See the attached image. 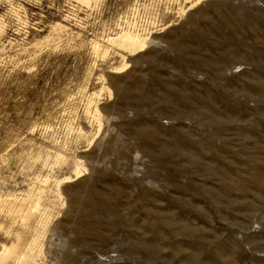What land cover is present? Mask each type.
<instances>
[{
  "label": "rangeland",
  "instance_id": "374dc122",
  "mask_svg": "<svg viewBox=\"0 0 264 264\" xmlns=\"http://www.w3.org/2000/svg\"><path fill=\"white\" fill-rule=\"evenodd\" d=\"M182 7L190 6L183 0H100L92 8L75 0H0L5 24L0 36V253L25 234L12 202L29 201L50 180L54 185L43 202L48 215L37 220L46 223L44 264H69L67 254L83 250L85 242L91 247L83 250L80 264H205L191 255H216V236L222 243L235 241V264H264V249L252 247L264 244V51L262 60L249 59L225 72L245 86L247 98L242 110L231 113L228 132L213 138L211 129H195L187 119L162 118L160 133L138 138L134 131L142 126L126 124L137 123L140 112H147L145 95L154 105L149 117L166 98L175 99L169 85L180 91V81L193 77L191 89L207 86L208 71L197 59L210 48L201 45L221 42L225 52L235 48L238 35L227 26L230 22H248L243 30L248 52L254 54V41L261 47L264 0H206L186 17L179 15ZM135 8L138 23L158 39L129 59L124 74L115 75L122 61L117 50L103 60L92 42L117 36L119 20ZM15 11L21 12V26ZM160 22L161 31L171 27L161 32ZM226 22L221 32L213 27ZM58 23L66 29L54 31ZM209 54L218 57L216 50ZM255 80L261 84L254 85ZM239 86L234 89L241 91ZM93 93L101 95L100 133L96 123L90 126L88 98ZM235 101L231 95L230 105ZM81 130L87 140L81 139ZM180 131L185 136L179 137ZM226 150L225 167L213 156L221 159ZM75 158L85 176L63 183L58 194V182L75 179ZM203 164L228 171V191L210 179ZM118 188L122 198L116 196ZM214 197L224 198L229 209L224 219ZM134 219L140 223L125 225ZM201 230L211 234L209 243L200 239ZM135 231L148 241L134 239ZM146 245L163 257L146 256L141 249Z\"/></svg>",
  "mask_w": 264,
  "mask_h": 264
},
{
  "label": "bare ground",
  "instance_id": "6f19581e",
  "mask_svg": "<svg viewBox=\"0 0 264 264\" xmlns=\"http://www.w3.org/2000/svg\"><path fill=\"white\" fill-rule=\"evenodd\" d=\"M8 2H12L13 0H7ZM82 5L92 8L93 5H97L100 0H75ZM178 1V0H177ZM185 2V5H189V9L180 8L179 15L180 17H186L188 13L198 6H200L203 2L206 0H183ZM21 9V6L19 7ZM137 8H135L136 10ZM18 22L21 26V12L15 11ZM239 25H233V22H230L227 25V22L225 24H213V27L217 32H221L223 25L229 26L230 30L234 33H237L238 38L235 39L236 45L235 48H228L225 52L223 48H221V42L219 43H211L210 41H205L201 45L204 47H209L210 50L204 49V52H200V55L197 59V62L201 68L208 71L209 79L207 81V86L204 88H200L199 90L191 89V83L193 81V77H190V80L180 81L179 87L180 91H173L171 90V86H168V93L172 94V98H175L173 100H169L166 98L163 102L160 103V105L156 108L154 113L147 116L151 110L153 105L152 98L148 95H145L144 100L142 101L147 108V112H140V115L142 117L139 119L137 123L134 124L132 120H127L126 124L130 127L133 125L136 126H142V128H139L137 131H134L136 134V137L138 138H144L147 136V138L154 136V133H160L159 128V121L162 118H168V119H179V120H189L192 124V127L195 129L201 127L202 129H211V135L214 137H217L221 132H228L229 127L232 123V112L242 110L245 107L246 104V91L245 86H239L238 81H236L233 78H227L225 75V72L228 68L232 67L234 70L238 68V66H242V64L245 63L246 60L257 58L259 60H262V51H264V40L257 41L258 44L261 45V47L257 46L256 42H253V45L256 46L254 50V54H251L248 52L249 46L247 43L246 34L243 33V30H245V27H247L248 22L246 24V21L241 20L239 22ZM171 26L166 27L161 32H165L168 30ZM57 29L64 30L66 29V26L62 25L61 23H58L54 31ZM255 32H258V30L252 29ZM239 31V32H238ZM20 32V30L18 31ZM231 32V34H232ZM5 33V24L4 19L0 17V36ZM153 32H136V31H129L124 32L122 34H119L117 36L109 38L107 41H104L105 43H100L98 41H93V49L95 52V55L97 58L106 60L108 59L112 54L111 52L113 50H117L116 55L120 56L121 58V65L119 67L114 68L112 74L115 75H122L124 74L129 68V59L133 57H138L142 54H144L147 50H149L150 46L157 41V37H154ZM208 38L210 39V35L207 34ZM204 41L205 39H201ZM254 40V39H253ZM3 50H6V47L3 48ZM218 51V57L213 58L212 54H209L210 51ZM221 52V53H220ZM264 63V62H263ZM238 65V66H237ZM236 66V67H235ZM254 85L261 84L260 81H254ZM264 86V83L261 84ZM240 87L242 90L238 91L235 90L234 87ZM202 90V91H201ZM201 91V92H200ZM200 93V95L198 94ZM264 93V92H263ZM231 95L235 96L236 101L235 105L231 106L229 103V99L231 98ZM259 95V94H258ZM101 97L100 94L93 93L88 98V113L90 116V119H92L91 127H94V124L96 123L98 133H100L104 127L103 124V113L102 110L99 108L97 99ZM151 98V99H150ZM261 99V98H260ZM262 100V99H261ZM140 103L138 105V108H141L142 105ZM120 117L125 118V115L121 114ZM158 123V124H157ZM152 124V125H149ZM155 124V125H153ZM124 127H120V131L122 132ZM183 131L179 132V137L185 136ZM81 139L87 140V133L81 130L80 132ZM95 136V135H93ZM192 136L191 134H188L186 137ZM94 138V137H93ZM95 140V139H94ZM93 140V142H94ZM92 143H90L91 145ZM177 149H180V145L176 146ZM129 148H123L122 154L124 156L127 155V151ZM185 151V150H182ZM118 152H120L118 150ZM116 154V153H115ZM214 160L216 161H222L224 162V166H228V160H227V150L225 153L221 155V159L219 156H213ZM212 157V158H213ZM60 159H63V157L60 155ZM203 161V160H202ZM200 160L197 161V164L199 166ZM74 170L73 175L75 179L68 177L64 179L63 181H60L56 185V190L59 194L60 192V186L65 184H70L75 181H78L82 179L84 175V170L81 165V163L75 158V161L73 163ZM209 169L208 170V167ZM205 165L203 164V168L206 169L208 172L210 171V179H214L216 183H218L221 186V189L225 192L229 190V184L227 181L228 178V171L225 169V171H219L217 166H211V165ZM259 177V176H258ZM53 182L50 180H46L44 182L43 188H41L35 196H30L29 201H23L19 202L18 200L12 202L13 204V210L15 211V218H21V221L23 223V226L25 227V234H21V237L18 238L17 243L13 244L10 247H4L2 253H0V264H44L45 257L43 253V237H44V227L46 223L44 221L38 222L39 216L42 214L43 216L47 217V213L45 210V207H43V202L45 200V196L48 193L50 188H53ZM123 195L122 189L118 188L116 191V196L120 198ZM105 197V196H104ZM122 198V197H121ZM216 199L217 204L219 205L217 209L219 210V214L223 216V219L229 215V209L224 205V198L223 197H214ZM204 211H202L201 214H203ZM204 217H206L205 214H203ZM38 222V223H37ZM133 223V224H132ZM140 221L138 219L129 220L126 221V224H136L138 225ZM179 224V223H177ZM188 229L185 228L184 232H188ZM160 237L163 236V233L159 234ZM159 236H156V239H161ZM133 238L136 240H142V241H148L146 236H144L142 233L135 231ZM211 238V234L208 233L205 230H201L200 239L204 243H209ZM221 237H217L214 241V243L217 244L216 247V255L208 254L207 258H203L202 254L197 255H191L192 260L195 262L205 261V264H235L234 257L235 253L232 248L233 244L236 245L235 241L231 238H229L225 242H220ZM232 243V244H230ZM136 243L134 246H127V249L125 250L126 253H131L133 248H136ZM83 250L87 251L91 247L90 243L85 242L84 243ZM255 249H264L263 243H253L252 245ZM123 249V247H119V250ZM144 254L148 257L160 259L163 257V255L153 248L150 245H146L145 247L141 248ZM81 250L78 253L74 254H67V260H69V264H80L79 257L84 253V251ZM174 253L172 254L174 257L177 256V253H175V250H173ZM180 254L183 255V253L179 250ZM83 264V263H81Z\"/></svg>",
  "mask_w": 264,
  "mask_h": 264
},
{
  "label": "built area",
  "instance_id": "2783aa9c",
  "mask_svg": "<svg viewBox=\"0 0 264 264\" xmlns=\"http://www.w3.org/2000/svg\"><path fill=\"white\" fill-rule=\"evenodd\" d=\"M135 11V12H134ZM130 15L125 16V18H122L119 20V25L117 28V33L122 34L124 32H147L146 28L138 23V10H134ZM163 22H160V25L158 26V30L161 31V26L163 25Z\"/></svg>",
  "mask_w": 264,
  "mask_h": 264
}]
</instances>
